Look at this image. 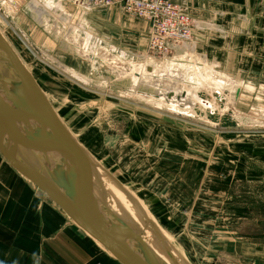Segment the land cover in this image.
Masks as SVG:
<instances>
[{
	"label": "rangeland",
	"instance_id": "1",
	"mask_svg": "<svg viewBox=\"0 0 264 264\" xmlns=\"http://www.w3.org/2000/svg\"><path fill=\"white\" fill-rule=\"evenodd\" d=\"M34 1H37L38 7H44L43 17L31 6H23L16 14H9L3 9L2 13L27 43L41 48L37 51L39 56L54 66L61 62L62 69L71 66L90 78V82L84 85L100 91L99 94L84 93L76 83L59 78L45 65L35 66L56 80L57 85L53 86L56 89H51V85L44 86L54 93L53 103L78 137L108 169L103 168L111 170L110 177L120 179L122 185L140 197L156 222L171 237L172 241L168 243L172 251L176 250L184 256L185 263H181L264 264V130L260 129L264 127L245 124L248 112L264 105L263 94L260 95L262 101L255 100L256 94L261 91L257 90V93L244 89L245 96L238 102L243 115H236L232 109L223 113L218 110L200 111L199 114L207 118L202 122L212 126L216 123L217 127L213 129L203 126L201 120L191 123L152 112L143 105L145 102L138 101V96L130 92L156 93V89H149L145 83H136L131 79L115 80V75L102 67L101 73H96L81 58L77 47L67 42L68 34H76L74 26L70 25V20L74 21L72 16L54 7L51 0ZM139 18L131 17L138 23L142 22ZM113 20L106 21L105 30L116 42L132 49H149L145 26L134 33L123 24L118 27ZM45 21L48 27H52L50 31L45 28ZM81 28L85 29L84 26ZM258 29L264 35V24ZM207 36L210 37L209 43L202 42L200 37L202 44L199 49L211 55L217 53L225 69L256 85L259 83L257 86L264 82V40L256 42L235 38L237 48L230 51L228 63L229 57L221 49L214 48L213 43H221L213 35ZM10 40L18 51L22 49L11 34ZM257 43L260 47L254 46ZM247 45L254 47L253 51L249 49L254 54L249 61H245L244 55L240 57ZM119 54L124 58L127 56ZM150 54L138 52L130 57H134L132 62L144 63ZM21 56L22 60L30 58ZM155 58L165 61L169 57L157 55ZM34 59L35 56L32 61ZM243 61L248 62L251 69L240 70ZM66 73L80 80L76 75ZM59 86L64 87L62 92ZM119 90L128 91V97L120 98ZM217 94L223 106L225 96L221 92ZM135 108L138 110H133ZM36 191L55 205L42 190ZM58 211L63 214L61 209ZM93 242L110 256L103 246L102 249ZM110 259L113 260V257L110 256Z\"/></svg>",
	"mask_w": 264,
	"mask_h": 264
},
{
	"label": "water",
	"instance_id": "2",
	"mask_svg": "<svg viewBox=\"0 0 264 264\" xmlns=\"http://www.w3.org/2000/svg\"><path fill=\"white\" fill-rule=\"evenodd\" d=\"M0 153L121 264H182L155 227L150 237L115 209L119 203L99 175L115 180L73 135L1 31Z\"/></svg>",
	"mask_w": 264,
	"mask_h": 264
},
{
	"label": "crops",
	"instance_id": "3",
	"mask_svg": "<svg viewBox=\"0 0 264 264\" xmlns=\"http://www.w3.org/2000/svg\"><path fill=\"white\" fill-rule=\"evenodd\" d=\"M51 1L55 4L54 7H59L60 10H63V8H60L59 2L64 4V8L67 9V11L65 10L66 13L74 19V21L70 20V25L76 26L75 33L80 32L84 35L90 41L91 46H94L96 42L97 45H105L108 49L131 56H135L138 52H148L147 48L132 49L122 46L105 30L106 21L114 19L113 21L118 27L123 24L129 28V31L136 33L137 29L144 26V29L148 28V23L144 19L139 18L142 22H136L135 19H131L132 16L124 13L117 5L107 10L97 9L88 12L87 9V11L81 9L72 11L71 4L66 0ZM174 1L188 8L193 18L194 38H197L180 46L199 51L210 60L214 59L218 62L221 70L225 71L230 77L240 80L241 83L252 82L256 85L255 82L244 79L242 76L225 69L217 53L211 55L205 50L199 49L198 46L202 42H208L210 37L207 34L213 35V38L221 43L220 45L213 43L214 48L216 50L221 49L220 51L229 57L227 59L229 63L230 51L237 48L234 45L235 38L242 37L241 39L244 40L263 41L264 35L258 27L264 24V0ZM81 13H85L84 15L87 16V23L80 22ZM24 15L27 14L24 13ZM27 16L33 21L29 15ZM138 25H141V27L137 28ZM236 25H239V27ZM80 26H84L85 29H80ZM89 27L95 28L92 32L98 35L91 33ZM145 34L143 33V35ZM200 37L203 40L202 42ZM91 40H94V42ZM34 46L39 47L35 44ZM254 46L260 47L258 43ZM246 47H248L245 49L246 51L242 49L243 53L240 54V57L242 58V55H244L246 57L245 61L247 59L249 61V58L254 55L249 51H253L254 47L252 45ZM173 53L169 58H174L176 53ZM248 64L244 61L240 63V70L251 69ZM261 84L264 85V82H261ZM245 90L250 91L249 89ZM261 94L264 96V90H262V93L260 92ZM260 98L262 99L261 96ZM30 184L19 175L0 153V264H120L114 258L113 260L110 259V256L106 255L91 239H88L87 235L68 221L64 214L61 215L58 208L42 197L36 191L38 189H34L33 185ZM97 244L101 246L99 243ZM101 248L103 249L102 246Z\"/></svg>",
	"mask_w": 264,
	"mask_h": 264
},
{
	"label": "bare ground",
	"instance_id": "4",
	"mask_svg": "<svg viewBox=\"0 0 264 264\" xmlns=\"http://www.w3.org/2000/svg\"><path fill=\"white\" fill-rule=\"evenodd\" d=\"M39 2L42 0H38ZM0 31L1 34L7 39V41L10 43L11 47L14 49V51L17 53V55L21 56H30L28 59L22 60V56L20 60L23 62L24 66L29 70V72L32 74L40 88L43 90V92L46 94L48 100L51 102L52 106L56 110V112L59 114V116L62 118V120L65 122V124L68 126V128L72 131L73 135L77 138V140L80 142V144L88 151V153L94 158V160L98 161L100 165V170H104V172L109 174V171H107L104 168H107L104 163H102L98 156L94 154V152L88 148V146L84 143L82 138L78 137L76 132L73 130L72 126L67 121V118H65L61 112L60 109L56 107V105L53 103L54 98H52V95L54 93L51 91L49 92L44 87L45 85H51V89L54 88L57 83L56 80L53 78H49L48 74L44 73V70H40L36 68L40 64L45 65L47 68L53 71L59 78L69 80L72 83H76L77 86L81 89L82 92L90 93V94H99L100 91L96 89H90L85 86L84 83L90 82V78L86 75H83L79 73L77 70L70 66H65L62 69V66L60 67L59 64L53 65L50 64L48 60L45 58L39 56L37 53L38 50H40V47H36L32 45L31 42L27 43L20 34L13 28L11 22L5 17L4 13H2V9L5 10L9 14H16L17 11H19L23 6H31L34 7L35 10L40 14L41 17L44 13V7L40 8L35 3L37 1L34 0H3L0 1ZM43 2V1H42ZM60 8H63V10H66L64 8V4L59 2ZM79 9L87 11L86 8H83L81 4H78ZM47 7V5H46ZM45 7V8H46ZM51 9V7L49 8ZM47 10V9H46ZM50 11V10H49ZM82 17H80V22L87 23V16L84 15L85 13H81ZM77 22V21H75ZM47 22L45 21V24ZM5 28H9L10 31L7 32ZM47 29L49 31L51 30L48 27V23L46 25ZM76 28V26H74ZM90 32L93 33V27H89ZM97 31V30H96ZM6 32V33H5ZM10 34L18 40V43L22 45V49L18 51V49L14 46L13 42L10 40ZM95 34V33H93ZM96 36L98 34H95ZM67 42L75 47H77V51L79 52V55L81 58L88 63V65L96 71V73H101L100 67H102L105 70L111 71L113 75H115V80H123V79H131L133 82L139 83L143 82L145 83V86L147 88H153L156 89V93H148V92H141L137 94V92H134L131 90V95H137L138 101L145 102L143 105L145 107H148L152 112L159 113V114H168L171 117L174 118H181L184 120H188L191 123H195L196 120L205 121L207 118L203 114H199V112L208 111V110H218L219 112H225L227 110L232 109L236 115H243L242 110L240 109L238 102L240 101L242 96H245V93L243 92V89H249L250 91L257 92L264 90V85L257 86L254 83L248 82V83H241L240 80H236L230 75L226 74L225 71L221 70L219 68V64L217 61L210 60L207 56L200 53L199 51H193L187 48H183L181 46H178L173 54H175L174 58H167L165 61H158L155 56L158 54H150L151 56H147L148 60L144 63L140 62H132L134 60V57H130V55H127L125 58L121 57L118 52H112L110 49H108L107 46L103 45H97L95 42L94 46H91L89 44V40L86 39V37L80 32H77V34H68L66 36ZM94 42V40H91ZM195 47V46H194ZM119 54V55H118ZM146 54H149L146 53ZM35 56V59L32 61V57ZM126 58H128L127 61ZM29 61H32L29 63ZM33 64V67H30V65ZM36 66V67H35ZM69 72L73 75H76L79 81L71 77L68 73ZM43 72V74H42ZM56 76V78H58ZM54 86V87H53ZM60 89V92L64 90L63 86L58 87ZM263 88V89H262ZM90 89V90H89ZM108 89V88H107ZM255 90V91H254ZM258 90V91H257ZM84 92V93H85ZM98 92V93H97ZM120 92V98L122 97H128L127 93L128 91L125 90H119ZM223 93L225 96L226 101L222 103L220 102V98L218 97L217 93ZM136 93V94H135ZM101 94V93H100ZM56 95V94H55ZM86 95V94H85ZM103 95V94H102ZM257 101H262L260 98V94H256ZM112 97V96H109ZM119 98V97H118ZM255 98V99H256ZM56 99V98H55ZM125 99V98H124ZM119 101V100H118ZM130 103V102H129ZM132 105H135L138 107L137 104L130 103ZM142 104V103H141ZM58 105V104H57ZM141 106V105H140ZM261 108L254 111V112H248V115L246 116L245 124L249 125H259L261 127H264V105L261 104ZM133 110H138V108H135ZM198 110V111H197ZM132 113V112H131ZM136 115H140L139 112H134ZM152 114V113H151ZM68 117V116H66ZM203 126L210 127L213 129L215 124L207 125L206 123L202 122ZM257 125V126H258ZM251 127V126H250ZM135 128V127H134ZM257 129V128H256ZM264 130V128H260ZM135 130V129H134ZM102 159V158H101ZM96 161V162H97ZM13 167V166H12ZM104 167V168H103ZM14 168V167H13ZM108 169V168H107ZM106 170V171H105ZM18 172V171H17ZM19 173V172H18ZM100 174V173H99ZM21 177L25 179L28 183H31L34 188L39 189L33 182H31L27 177L19 173ZM115 175V174H114ZM100 182L103 184H106L105 192L107 195H111L117 199L119 206L118 208H115L118 212L126 211L127 214L137 223L138 225L142 227H146V233L150 237L153 236L151 231L149 230L151 227V230L153 231L155 227L157 232L163 235L164 238H166L169 242L171 240V237L167 234L166 230L162 228L156 220L153 218L150 211L147 209L146 205L138 195H136L133 191H131L126 185H122V181L120 179H115L116 181H112L106 177L103 172L99 175ZM120 183V186L116 184ZM130 196V197H128ZM135 197V198H134ZM55 206L58 209H61L58 205L55 204ZM117 207L118 205L115 204ZM114 206V207H115ZM123 209H122V208ZM123 210V211H122ZM63 211V210H62ZM149 211V212H148ZM182 211V210H180ZM66 215L68 221H70L72 224H75L78 228L79 225L65 212H62ZM89 238L93 239V241L99 243L101 246H103L107 253L113 257L115 260H117L112 253L109 251L108 248H106L102 243H100L98 240L94 239L92 236H90L86 231H84L82 228H80ZM155 231V230H154ZM172 241V240H171ZM176 257L179 259V261H184V256L180 254L178 251H173ZM185 260H187L185 258ZM118 261V260H117ZM119 262V261H118ZM187 262H189L187 260ZM120 263V262H119ZM185 263V261H184ZM121 264V263H120ZM189 264H192L189 262Z\"/></svg>",
	"mask_w": 264,
	"mask_h": 264
},
{
	"label": "built area",
	"instance_id": "5",
	"mask_svg": "<svg viewBox=\"0 0 264 264\" xmlns=\"http://www.w3.org/2000/svg\"><path fill=\"white\" fill-rule=\"evenodd\" d=\"M72 11L79 10L80 3L88 12L117 5L132 16L145 19L150 53L169 57L180 45L194 39L193 18L188 8L174 0H66ZM75 11V12H76Z\"/></svg>",
	"mask_w": 264,
	"mask_h": 264
}]
</instances>
